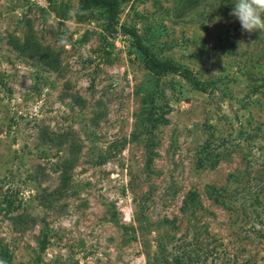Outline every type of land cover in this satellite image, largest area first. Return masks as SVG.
<instances>
[{"label": "rangeland", "instance_id": "obj_1", "mask_svg": "<svg viewBox=\"0 0 264 264\" xmlns=\"http://www.w3.org/2000/svg\"><path fill=\"white\" fill-rule=\"evenodd\" d=\"M194 1L128 0L119 26L207 92L172 73L156 86L101 9L0 0V249L13 264H264V31L242 30L236 0ZM27 37L58 70L16 48ZM150 111L167 119L151 132Z\"/></svg>", "mask_w": 264, "mask_h": 264}, {"label": "trees", "instance_id": "obj_2", "mask_svg": "<svg viewBox=\"0 0 264 264\" xmlns=\"http://www.w3.org/2000/svg\"><path fill=\"white\" fill-rule=\"evenodd\" d=\"M126 1L128 0H78L79 13L84 14L92 9H101L105 15V28L108 32L112 33L116 31L118 27H120L124 33L131 36L133 40L132 45L142 55L143 66L155 76L156 86L158 81L164 75L172 73L181 76L194 89L201 92H207L210 89V86H212V81H202L197 77L192 69L181 63H178L174 59L158 57L143 41L136 27H128L125 25L119 26V14L121 13V6ZM198 2L199 0L194 1V4H197ZM15 46L26 56L33 58L42 66L51 70L59 69L60 63L58 56L53 55L51 49L48 46L43 47L40 44H35L34 42L30 43L29 37H27L22 44L18 43ZM152 100L153 98H150L151 104H153ZM162 116L163 115L154 117L151 115V111L147 114L146 124L147 127H149L150 132L158 124L167 122V119L163 118ZM153 144L154 143L151 138V145ZM149 158L151 157L149 156ZM66 183L67 179H64L63 185H66ZM211 194H213L214 199L218 198L216 189L212 188ZM186 199L190 202H194L196 200V192L190 191L187 194ZM43 247L44 245H42V248ZM0 261L4 262V264H13L11 257L4 249H0Z\"/></svg>", "mask_w": 264, "mask_h": 264}, {"label": "clouds", "instance_id": "obj_3", "mask_svg": "<svg viewBox=\"0 0 264 264\" xmlns=\"http://www.w3.org/2000/svg\"><path fill=\"white\" fill-rule=\"evenodd\" d=\"M230 15L239 20L244 31H264V0H236Z\"/></svg>", "mask_w": 264, "mask_h": 264}]
</instances>
